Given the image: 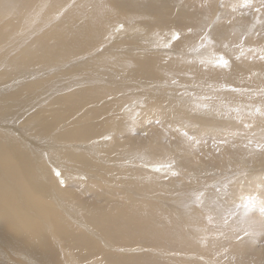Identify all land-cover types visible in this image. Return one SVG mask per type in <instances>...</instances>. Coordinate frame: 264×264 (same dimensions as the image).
I'll return each instance as SVG.
<instances>
[{"label": "bare ground", "instance_id": "bare-ground-1", "mask_svg": "<svg viewBox=\"0 0 264 264\" xmlns=\"http://www.w3.org/2000/svg\"><path fill=\"white\" fill-rule=\"evenodd\" d=\"M31 1L35 13L14 5L19 16L35 25L49 9L55 33L30 49L50 34L23 30L27 63L0 52V70L26 82L44 68L29 75L21 63L67 60L0 100V264H264V211L243 207L264 182L261 5L210 0L190 13L200 0ZM159 23L167 38L152 30ZM52 85L70 96L68 110L16 127Z\"/></svg>", "mask_w": 264, "mask_h": 264}, {"label": "rangeland", "instance_id": "rangeland-1", "mask_svg": "<svg viewBox=\"0 0 264 264\" xmlns=\"http://www.w3.org/2000/svg\"><path fill=\"white\" fill-rule=\"evenodd\" d=\"M8 1L9 0H0V8L2 6H4V9H6L5 17H4V19L6 21L3 22V24L5 23V25H4V27H2L0 29V52L4 55V58L7 61H10V60L13 61V60H19L20 59L21 61L27 63L26 60H22L24 58V56H25V51H28L27 49H25L26 41L24 39V38L27 37V35L24 33L23 30L27 31V29H28L29 30V34H31V32H33V33L36 32L35 36H30V37H35V38H38V34L41 33V32L45 33V31H48L49 34H50V36H49L47 41L36 43L35 45H32V47L30 49L38 48L40 46H43L45 44L50 43V39L52 38L53 34L55 33L54 22H52L53 20H49L52 17L53 14L49 13L50 11L48 12L49 9L45 13L43 11H40V16H36L38 22H40V23L36 22V24L34 25V21L28 23L27 19H29V18L27 17V15L20 17L19 16V11H17L18 9H16L14 7V5L16 6L17 3H19V2L22 5V4H26V2L28 1L27 5H26V8H28L29 11H33L32 13H35L34 9H35L36 6L35 7L31 6V3H32L31 0H20V1L19 0H16V1L10 0L9 2ZM12 1H13V3H11ZM253 1L258 3V4H260L262 9L264 10V0H253ZM65 2H66V0H59V2H58L56 7H61ZM209 3H210V0H200L199 2H197V4L196 3L187 4V8L189 9L190 13H193V12H195L197 10L205 11L204 8ZM222 3H223L222 1L218 0L216 2L215 6L217 7V6L221 5ZM28 5H29V7H28ZM22 6L25 7V5H22ZM70 9H72V8H69L67 10H70ZM21 11H22V9H21ZM35 11H36V9H35ZM261 14H262L261 10H255V11H252V13H250L249 15L255 20L256 18L261 16ZM47 15H49L50 17L47 16ZM48 17H49V19H48ZM56 18H57V16L54 17V19H56ZM128 19H130V16L128 14H126V15L118 14V15H114L113 16V20L115 22H117L118 20H128ZM231 19H232V16L228 15V16H225L222 21L228 24L231 21ZM19 20H20L19 24H14L16 21H19ZM22 20H23V22H22ZM87 21H88V19L84 20V22H87ZM27 23L28 24L31 23V25H27ZM24 24H25V26H24ZM138 24L141 27H144L145 29H149L151 27V25H146L144 22H142L140 20H138ZM0 25H1V23H0ZM16 25H19L20 27L19 26L16 27ZM114 25L119 26L118 27L119 29L121 27L124 28L123 24H114ZM164 27H167V26L159 23V24H155L154 26H152V30L158 32L160 34V36H162V38L163 37L167 38V35H169V33L164 34L160 30L157 29V28H161L162 29ZM128 28H131L129 30H136V31L141 30V29H139V27L134 26V25H130L129 27H127L125 29L128 30ZM181 31L182 32H180V35H184L186 33V30L181 29ZM177 35H178L177 33H175V35H172V39L176 40L177 39L176 38ZM127 36H129V35H127ZM178 37H179V35H178ZM123 38H125V37H121L119 40H121ZM148 47H152V46H148ZM0 57H2V56H0ZM89 59L91 60L92 58H89ZM260 59H262V58H260ZM64 60H67V58L65 56L60 55V56H58V57H56L54 59L44 60L43 62L39 63L36 66H28L26 64L21 63L22 68L25 71H29V73H28L29 75L32 72H34V71L36 72L39 69L44 68L43 71H40L39 73L35 74L34 76H30L29 79L26 82H25L23 77H19L16 73H7L6 71H4V69H1L0 70L1 71L0 72V84H6V85L0 86V100L3 97H5V96L7 97L5 91H7L8 93H14V92L18 91L19 89L23 88L24 86H27L30 83H35V82L41 83V80L44 77H46V76H48L50 74H58V71H56L57 67L54 66L53 64L61 63ZM84 60L80 61V63H82ZM74 63H75V59L72 60L71 62L66 63L65 65H67L68 66L67 69H69L71 66L77 64V63L76 64H74ZM59 68H62V67H59ZM52 69H53V71H52ZM50 70H51V72H50ZM40 86L45 88V89L47 88V87L42 86V84H40ZM52 88H53V90H49L48 93L46 94V96H44L41 100H36L33 103L29 104V106H33L34 107L33 109H31L29 111L30 107H28V108H26V109H24L22 111L23 113L25 112L26 114L21 120H19L17 122L18 125L16 124V127L20 128V129L23 128L22 124L24 123V121L26 119H28L31 116H35L36 118H38L33 124L34 126H36V124H35L36 122L42 121L43 113L45 115H48L51 112L61 114V112H65V110L66 111L68 110V106L63 101V99L66 98V97H70V96L66 95V94H63L62 91L57 90V88L54 87L53 85H52ZM119 89L120 90L127 89L126 84H121L119 86ZM262 90H264V89H262ZM9 95L10 94H8V96ZM5 100H6V102L8 101L7 99H5ZM2 101H3V99H2ZM2 101H0V104H1ZM207 101L204 103V105L206 107L208 106V104L209 105L215 104V102H213L212 100H209L211 102H208V103H207ZM8 102H10V101H8ZM60 103H61V106L60 105H56V104H60ZM3 104H4V102H3ZM256 104L257 103H255V105ZM132 105H134V103H129L128 104V106H132ZM136 110H137V107L133 106L128 111V116L134 114L136 112ZM38 111H41L40 116L36 115V113ZM28 123H30V122H28ZM109 126H113L114 128H116V126L113 125V123H111ZM159 129H161V128H159ZM24 130H25V128H24ZM29 134L34 135L35 131H31ZM124 135L127 136L129 134H124ZM38 136H41V135H38ZM93 152H95V150H93ZM118 161H121V158L118 159ZM143 161L144 160L138 161V164L141 165L143 163ZM106 167H108V166H106ZM108 177L111 178L109 175H108ZM63 187H65V186H63ZM254 190H255V188H254ZM263 195H264V182L261 185L259 196L252 195V196H247L246 197L247 198V204L245 202H243L244 211L248 210L249 212L251 211V213L253 215H256V211H258V208H259V211H258L257 214H260L261 216L263 214L262 217L264 218V212H263L264 211V196ZM252 207H253V209H252ZM256 208H257V210H256ZM260 212L261 213L263 212V213L261 214ZM208 216H209V213L206 216H203V217H205L208 220ZM203 217L201 218V222L198 221L199 224L200 225L203 224L201 226H204V228L210 229L209 225H212V223L210 222V224L208 225V223L206 221H204ZM203 221L205 222V224H204ZM255 237L256 238H264V235H256Z\"/></svg>", "mask_w": 264, "mask_h": 264}, {"label": "snow or ice", "instance_id": "snow-or-ice-1", "mask_svg": "<svg viewBox=\"0 0 264 264\" xmlns=\"http://www.w3.org/2000/svg\"><path fill=\"white\" fill-rule=\"evenodd\" d=\"M176 38H177V39L179 38L178 35H177ZM220 63H221L222 65H225V66H226L228 62H227L226 60L221 59Z\"/></svg>", "mask_w": 264, "mask_h": 264}]
</instances>
